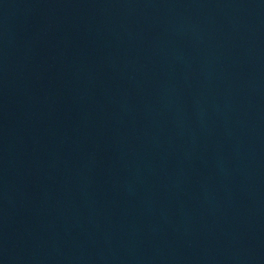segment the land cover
Masks as SVG:
<instances>
[{
    "label": "water",
    "instance_id": "95a60500",
    "mask_svg": "<svg viewBox=\"0 0 264 264\" xmlns=\"http://www.w3.org/2000/svg\"><path fill=\"white\" fill-rule=\"evenodd\" d=\"M0 264H264V0H0Z\"/></svg>",
    "mask_w": 264,
    "mask_h": 264
}]
</instances>
